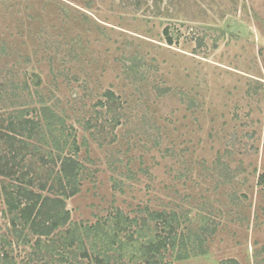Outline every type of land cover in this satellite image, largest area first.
Masks as SVG:
<instances>
[{"label":"rangeland","instance_id":"1","mask_svg":"<svg viewBox=\"0 0 264 264\" xmlns=\"http://www.w3.org/2000/svg\"><path fill=\"white\" fill-rule=\"evenodd\" d=\"M38 96L66 146L43 124L22 141L51 154L45 171L82 164L41 238L51 264H264V0H0V120L41 122ZM25 146L0 184L39 174ZM35 243L1 196L0 264H50Z\"/></svg>","mask_w":264,"mask_h":264},{"label":"trees","instance_id":"2","mask_svg":"<svg viewBox=\"0 0 264 264\" xmlns=\"http://www.w3.org/2000/svg\"><path fill=\"white\" fill-rule=\"evenodd\" d=\"M167 42L168 44L172 43L170 39H167ZM104 97L107 99V102H111V100L114 99L113 93L109 91L104 94ZM47 100V98H42L41 96L37 98L36 103L40 107L38 116L42 118L41 122L40 120L34 121L32 118H27L28 110H20L15 113V116L7 118L6 120L3 118L0 120V176L9 177L13 172L15 164H12L11 167H8V164L16 160L23 150L21 146L24 145L26 146L23 148L27 150L28 154H35L40 160L39 174H44V176H42L35 173L29 179H25V177L21 175L15 179L17 185H8L6 182L2 181L0 184V198L3 196L6 211L14 229H16L17 226H21L22 228L28 226L31 235L36 237V258L45 261L48 255L51 264L53 261L54 249L51 246H46L43 249V247L40 246L42 243L41 238L49 237L59 225L65 224L68 212L65 210L63 199L71 198L79 192L82 164L75 160L72 155L63 158L58 157L57 162L59 163V170L56 174L45 171L43 168L49 164L50 160L53 162L51 154H41V150L35 147L29 151L30 148L28 144L22 141V138L30 140L35 138V136L37 137L39 135L37 133L40 128L39 124H43L56 150L62 152L65 148V139L61 143L60 139L56 138L57 135L55 133L57 128H60L59 134L64 133V122L57 114L51 112L49 107L45 106ZM44 132L43 134L41 133V141L45 142L46 135ZM73 144V149L76 154L78 152V147L76 143ZM30 171L31 169L27 170L26 174H29ZM261 179L264 182V177H261ZM26 186H35L40 192H51L55 190V197L43 196L41 193H36ZM162 217H165V214L154 213V220ZM16 221H19L18 224L15 223ZM169 222L171 223V221H168V223ZM91 234H94L95 239L99 235V227L87 228V238L90 237ZM78 237L79 236L75 238V236H72L71 239H65L69 248L73 247ZM151 248L153 249V243ZM67 255H73V251L64 249L63 252L59 253L57 256L63 260V258H65L64 256ZM83 255L88 257V253L87 255L86 253ZM93 255L97 264L108 262L107 260L98 259L99 253H93Z\"/></svg>","mask_w":264,"mask_h":264}]
</instances>
